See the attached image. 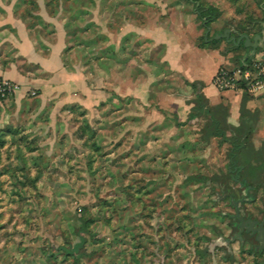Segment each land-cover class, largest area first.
Wrapping results in <instances>:
<instances>
[{
  "label": "rangeland",
  "instance_id": "obj_1",
  "mask_svg": "<svg viewBox=\"0 0 264 264\" xmlns=\"http://www.w3.org/2000/svg\"><path fill=\"white\" fill-rule=\"evenodd\" d=\"M44 1L53 19L46 16ZM175 1L18 0L15 16L26 27H43L49 33L46 27H122L137 18L142 27H174L181 18L174 13ZM245 6L251 16L257 9L254 0H245ZM94 32L84 34L83 42ZM129 50V57L109 54L107 73L99 54L90 63L77 50L79 59L84 56L81 66L95 70L97 78L88 83L112 96L97 99L99 105L90 114L81 109L71 118L67 115L68 122L61 113L53 118L54 105H43L37 95L20 108L13 86L0 95V264L252 262L248 255L234 254L233 247L224 250L217 231L207 229L212 209L206 205L217 200L211 183L223 180L215 174L224 171L229 146L223 140L205 143L211 155L221 154L203 159L206 176V170L199 169L203 163L196 161L191 167L184 158L194 149L206 148L202 118L194 128L198 146L185 142L192 136L190 130L171 136L167 121L154 125L151 107L145 109L146 119H139L145 126L138 130L136 101L115 94L120 92V79L109 78L112 70L117 77L128 75L130 86L139 80L136 66L144 55L134 44ZM143 51L153 58L163 53L148 46ZM72 61L68 58L67 65L71 67ZM127 67L128 73L123 69ZM156 69L161 80L150 87V104L174 103L161 94L170 90L173 98H179L180 85L165 65ZM161 115L180 126L173 114L169 117L162 111ZM157 138L160 142L153 141ZM170 152H177L178 158L170 161Z\"/></svg>",
  "mask_w": 264,
  "mask_h": 264
},
{
  "label": "crops",
  "instance_id": "obj_2",
  "mask_svg": "<svg viewBox=\"0 0 264 264\" xmlns=\"http://www.w3.org/2000/svg\"><path fill=\"white\" fill-rule=\"evenodd\" d=\"M17 1L0 0V83H9L14 87H12L13 96L18 108L34 94L43 105H54L50 111L55 119L61 113L68 122L67 115L71 118L81 109L90 114L99 105L96 103L99 102L96 101L97 99L103 101L112 94L88 83V80L97 78L93 76L95 70L87 69L86 71L85 66H81L84 56L83 59H79L77 50L83 51L85 57L90 58L87 59L90 63L99 54V57L101 56L99 62L103 64L107 73V65L111 63L109 54L129 57V49L134 44L137 47V53L139 54L140 51L144 55V60L138 61L136 66V72L141 75L139 80L130 86L127 81L128 75L114 76L111 69L109 78L120 79L121 88H118L120 92L117 90L115 94L123 99L129 97L136 101L138 130L145 126L144 123H139V119L145 120L148 115L145 114V109L151 107L152 115L150 116L156 118L151 120L153 124L167 121L171 136L176 135L181 129L190 130L192 136L190 139H185V142L190 141L192 145L198 146L199 135H195L194 128H196L197 119L202 118L201 122L206 124L202 134L206 148L194 149L184 158L189 160L191 167L196 165V161L201 163L204 160L208 161L211 156L217 159L221 154L211 155L212 151L207 146L209 144L205 143L223 140L230 148L229 155L227 153L228 160L224 171L217 172L215 175L222 179L226 176L230 188L241 190L233 179L238 175L246 184L256 188L251 194L257 201L264 203V94L254 96L245 90L220 92L213 86V79L221 70L236 73L255 60L264 62V54L261 51H258L254 58L245 60L250 50L242 45L237 48L231 41L214 40L216 35H221L226 30L231 31L230 38L234 39L238 38L237 33L247 34L252 39L256 34L264 31V0H254L257 9L252 16L245 11L247 7L245 0H200L202 4H206L202 7L213 8L220 13L217 20L208 28L204 27L202 21L201 25L197 22V20L200 22L197 17L199 2L194 7L191 0H176L175 11L174 9L173 11L178 12L181 18L180 23L176 20L174 27H142L137 18L135 22L126 23L122 27H46L50 33L44 31L43 27H26L24 20L16 18ZM141 1L145 0H137V2ZM46 7L44 1L46 16L53 19L48 15ZM192 8L194 11L191 10ZM191 11L192 14H189ZM92 31L98 33L94 32L92 39L90 38L87 43L83 42L82 36L84 34L90 36ZM210 39L212 41H209ZM146 46L152 49H163L162 56L157 55L153 58L148 52L144 53ZM71 57L73 61L70 67L66 60ZM160 64L165 65L170 75L180 85L178 87L180 93H183L179 98H173L170 90L163 91L162 98L167 96L168 99L165 98L167 101L174 102L167 105L150 104L152 92L150 87L161 80L156 69V65ZM123 69L128 73V67ZM193 84L202 85L201 93L209 108L217 110V114L226 112L225 122L230 135L225 134V138L209 136L207 129L211 122L203 116L188 120L193 107L190 103L196 98L194 89L188 86ZM243 103H245V110L249 113L245 115L247 116L245 119H242ZM162 111L168 113L169 117L173 114L180 126L177 122L160 116ZM66 124L69 127V123ZM148 124L151 123L148 122ZM250 127L253 130L251 134H248ZM238 131L242 134L239 135ZM153 141L160 142L158 138ZM168 158L170 161H172L171 158H178L177 152H170ZM204 166L205 163L199 169L206 170L205 174L208 176ZM174 168L178 170V165ZM172 169V167L169 168V173ZM231 175L234 176L231 178ZM221 181L218 178L211 183L215 187L214 191L218 192L220 186L222 189L226 188V184H221ZM224 205L219 199L206 205L208 209H212L207 215L210 219L209 226H219V217L212 212H217ZM221 241L226 247L227 243L224 240ZM238 247V244L233 245L234 249ZM248 256L252 260L250 264H264V254H256L255 263L253 257Z\"/></svg>",
  "mask_w": 264,
  "mask_h": 264
},
{
  "label": "flooded vegetation",
  "instance_id": "obj_3",
  "mask_svg": "<svg viewBox=\"0 0 264 264\" xmlns=\"http://www.w3.org/2000/svg\"><path fill=\"white\" fill-rule=\"evenodd\" d=\"M235 173L234 175H236ZM234 175H231V178ZM240 180L242 181L241 178ZM222 181L220 183L226 184V188L222 189L220 186L219 191L216 192V199H219L221 203L225 204L223 208L217 210L220 223L218 227L214 225H210L212 228L210 227L208 229L207 227V229L208 231H212V232L217 231L216 232L217 239L219 241L224 240L228 242L226 247L221 244L224 247V250L226 249L230 251L232 250L234 244H238L239 247L235 248L237 252L234 251V254L236 253L237 255H243V256L250 255L251 257H253V261L255 263L256 261L255 255L264 254V251H261L256 248L258 246V244L255 242L256 234L254 236H251L249 233H247V230L245 229L241 233L242 241L233 240L234 237L238 233H240V229H239L240 223L236 218V209L231 205V200L229 198V195H233L235 200H239L242 198V193L245 188L241 190H236L234 187L230 188L228 186V179L227 180L223 179ZM255 189L256 188L254 186H251L250 193H253ZM241 209L245 213V218H244L245 221L252 220L258 222V224L255 227H258L260 223L264 221V203H260L259 201H257L256 198L251 202L241 204ZM214 227L216 228V230L213 229Z\"/></svg>",
  "mask_w": 264,
  "mask_h": 264
},
{
  "label": "water",
  "instance_id": "obj_4",
  "mask_svg": "<svg viewBox=\"0 0 264 264\" xmlns=\"http://www.w3.org/2000/svg\"><path fill=\"white\" fill-rule=\"evenodd\" d=\"M230 32V30H226L223 34L216 35L214 40L231 41L237 48L241 47L242 45L245 49L250 50V53L245 57V60L254 58L258 51H261L264 54V31L256 34L252 39H250L247 34L241 33H237V39L230 38ZM209 41L212 40L210 39ZM233 179L240 189L245 188L242 193V198L239 200H235L233 195H229L231 205L236 209V218L240 223V233H238L233 240L242 241L241 233L246 229L247 233H249L251 236L256 234L255 242L258 244L256 248L264 251V221L260 223L258 227H255L258 222L252 220L245 221V213L241 209V204L255 200V197L250 193L251 185L246 184L245 181H241L238 175L234 176ZM225 242L228 243L227 241Z\"/></svg>",
  "mask_w": 264,
  "mask_h": 264
},
{
  "label": "trees",
  "instance_id": "obj_5",
  "mask_svg": "<svg viewBox=\"0 0 264 264\" xmlns=\"http://www.w3.org/2000/svg\"><path fill=\"white\" fill-rule=\"evenodd\" d=\"M191 3H193L194 7H196L198 4V0H191ZM213 11H215V15L212 14ZM219 15L220 13L217 12L213 8H205V7L197 6V17L200 21L203 22V25L206 28H208L212 22L217 20ZM188 86L192 87L196 94V98L190 103V104H193V107L191 109V113L189 114L188 120H192L196 117L203 116L211 122L210 127H208L207 129L208 130L207 134L209 136L214 135V136L225 138V134L228 130V126L225 122L227 120L226 112H221L217 114V110H213L209 108L206 99L201 93V90H202L201 84H193V85H188ZM247 114L249 113L245 110V103H243L242 105L243 118L242 119H245L247 117L245 115ZM223 121H224V124H222ZM252 130L253 129L250 127L248 129V134H251ZM74 252L75 251L73 250L71 254L73 255Z\"/></svg>",
  "mask_w": 264,
  "mask_h": 264
},
{
  "label": "built area",
  "instance_id": "obj_6",
  "mask_svg": "<svg viewBox=\"0 0 264 264\" xmlns=\"http://www.w3.org/2000/svg\"><path fill=\"white\" fill-rule=\"evenodd\" d=\"M213 86L220 92H236L245 90L251 95L259 96L264 94V62L255 60L245 65L236 73L224 70L219 71L214 79ZM9 83L0 85V95L11 91Z\"/></svg>",
  "mask_w": 264,
  "mask_h": 264
}]
</instances>
